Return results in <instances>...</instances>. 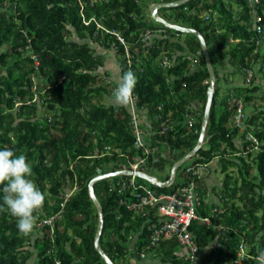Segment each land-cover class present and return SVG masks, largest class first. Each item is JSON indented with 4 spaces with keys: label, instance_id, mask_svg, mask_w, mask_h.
<instances>
[{
    "label": "trees",
    "instance_id": "16d2710c",
    "mask_svg": "<svg viewBox=\"0 0 264 264\" xmlns=\"http://www.w3.org/2000/svg\"><path fill=\"white\" fill-rule=\"evenodd\" d=\"M178 1L0 0V150L24 154L33 170L30 178L45 195L30 236H21L16 218L0 212V264H105L95 247L99 214L89 184L105 166L113 172L128 170L127 161L141 151L134 148L131 107L109 103L118 83L110 71H104L105 56L92 45L113 50L117 58L122 55V74L130 70L125 47L116 36L97 32L96 22L119 33L133 56L139 126L154 134L146 141L157 148L141 170L162 174L168 181L172 167L196 148L210 86L201 43L194 35L154 24L145 13L154 3ZM161 10L177 11L174 17H162L169 23L203 34L216 92L204 147L179 168L171 187L150 188L174 193L186 184L177 183L181 177L187 182L185 166L207 164V176L196 181L204 197L198 214L209 218L210 224L195 222L191 227L200 246V264H257L256 257L264 250V107L249 106L253 101L264 102L260 94L264 88V0L256 8L249 0H191ZM84 17L96 22L87 27ZM181 19L190 24H179ZM247 71L253 73L250 84ZM236 74H243L244 85L233 82ZM223 89L228 95L219 100ZM233 100L244 105L243 131L234 125L239 104L232 106ZM165 123L170 129L159 135ZM212 175L215 186L210 190ZM121 177L113 183L130 176ZM113 183L104 180L95 185L105 213L101 245L112 261L190 264L185 260L186 249L175 239L162 241L141 259L159 220L153 208L141 213L126 210L121 202L131 195L110 192ZM75 186L78 189L55 234L50 227L39 228V220L58 212L62 196ZM210 193L218 200L213 201ZM216 208L219 211L214 213ZM241 246L247 252L242 261Z\"/></svg>",
    "mask_w": 264,
    "mask_h": 264
},
{
    "label": "built area",
    "instance_id": "2783aa9c",
    "mask_svg": "<svg viewBox=\"0 0 264 264\" xmlns=\"http://www.w3.org/2000/svg\"><path fill=\"white\" fill-rule=\"evenodd\" d=\"M251 7L256 8L260 5L261 0H249ZM261 21L260 17H257V23ZM96 22L95 19L91 21H86L84 17V23L88 27L91 23ZM97 32L105 31L107 34H112L117 37L119 42L125 47L126 57L130 70L132 71L133 56L130 52L129 44L126 40L116 31H107L101 24L96 22ZM257 31L261 32L262 27L257 26ZM149 34V33H148ZM167 59V58H166ZM166 65H169V60H166ZM133 72V71H132ZM249 78L247 79L250 82L253 73L248 71ZM135 104L131 106V111L133 115V120L135 123L134 126V135L136 141L134 148L137 151H141V154L135 158L129 159L128 170L134 171L135 173L142 171L141 168L145 166L146 162L149 159V156L154 155L157 151V148L150 145L146 139H151L154 134L145 133V131L140 128V117L139 111L136 107L138 102V97L134 91ZM237 103L235 100L231 102L232 106ZM239 104L237 114L234 118L235 127L243 130V117H244V105L241 102ZM193 124V121L190 122ZM164 128L160 131L159 135H164L170 129L169 124H163ZM249 140L256 142V140L250 136ZM257 144V143H256ZM185 177L186 184L183 187H180L176 192L172 194L157 193V191L147 187L145 184L139 183L136 178V175H132L128 180L123 182L113 183L110 189V192L118 190L120 194L129 192L131 198L128 200H122L121 205L126 207V210L141 213L148 208H153L156 212L157 218L160 225H155L153 233L151 234V243L148 245L141 253L140 257L142 260L146 259L148 256V251L152 248L157 247L162 241H167L170 239L177 240L185 249V260L190 262V264H200V246L196 242V236L191 231V227L195 222L199 224H210L209 218H202L198 214V209L202 206L204 202V197L200 195L198 190L197 179L201 180L206 177V172H208L207 164H189L185 166ZM127 170V169H126ZM77 186L73 190L65 193L62 198L60 210L52 215L46 216L45 218L39 220L38 227H50L51 234H54L55 226L58 222L62 221L65 216V208L71 198L75 195L77 191ZM219 210L214 209V213ZM239 257L244 260L247 257L246 247L241 246L239 250ZM240 261V262H241ZM59 264V263H58Z\"/></svg>",
    "mask_w": 264,
    "mask_h": 264
},
{
    "label": "clouds",
    "instance_id": "9594fccd",
    "mask_svg": "<svg viewBox=\"0 0 264 264\" xmlns=\"http://www.w3.org/2000/svg\"><path fill=\"white\" fill-rule=\"evenodd\" d=\"M246 83L250 84L248 80ZM136 84V75L131 70L124 72L111 94L109 103L120 107L133 106ZM32 175V167L24 154H17L8 148L0 150V212H7L16 218V227L20 235L25 237L34 232L36 214L43 209L45 202L44 193L30 178ZM256 260L257 264H264V250Z\"/></svg>",
    "mask_w": 264,
    "mask_h": 264
},
{
    "label": "water",
    "instance_id": "95a60500",
    "mask_svg": "<svg viewBox=\"0 0 264 264\" xmlns=\"http://www.w3.org/2000/svg\"><path fill=\"white\" fill-rule=\"evenodd\" d=\"M190 1L191 0H180L174 3H154L150 6L149 11H150L152 18L155 21L162 23L167 28L178 31L180 33L194 35L198 38V40L201 43L202 50H203V53H204V56L207 62L209 74H210V86L208 89V101H207V105L205 109V115H204V121H203L202 130L200 134V139H199V142L196 148L192 152H190L188 155H186L183 159L178 161L172 167L170 178L166 182H163L159 180L158 177L146 174L144 172L135 173L134 171H131V170H123V171L105 173L103 169H100L98 171V175L89 184V195H90L91 200L95 204L98 210V214H99V222H98V230H97L96 239H95V247H96L97 252L100 254L101 258L105 262V264H115V263L106 254V252L103 250L102 245H101V239H102L104 228H105V213H104V209L98 197L96 196L95 185L101 181L108 180L110 178L136 175L138 178H141L147 181L148 183L154 186H157L159 188H169L174 184L179 168L183 167L184 164L191 161V159L197 155V153L204 147V144H205V138L207 134L212 105H213L215 92H216V75H215V71H214L211 57L209 54V47L207 45L206 39L204 38L203 34L200 31L192 29V28L176 25V24H171L168 21H166L164 18H162L159 14L161 9L178 8V7H181L187 4Z\"/></svg>",
    "mask_w": 264,
    "mask_h": 264
},
{
    "label": "rangeland",
    "instance_id": "374dc122",
    "mask_svg": "<svg viewBox=\"0 0 264 264\" xmlns=\"http://www.w3.org/2000/svg\"><path fill=\"white\" fill-rule=\"evenodd\" d=\"M155 1V0H154ZM96 2V0H93V3H95ZM145 13H146V15H147V17L152 21L153 20V22H154V24H158L153 18H152V16L149 14L150 12H149V9H147V8H145ZM159 14H160V16L161 17H174L176 14H177V11H174V10H169V11H160L159 12ZM174 21V20H173ZM177 21V20H176ZM179 24H182V25H189L190 23L188 22V21H185L184 19H181V20H179ZM159 25V24H158ZM185 37H186V35H185ZM92 47H95V48H97V50L102 54V55H104L105 56V65L106 66H110L111 64H116L117 63V65H119V67H121L120 66V62L123 60V56L122 55H118V58H117V56L115 55V52L113 51V50H105V49H103L102 47H100L99 45H97V44H93L92 45ZM132 55V54H131ZM198 59V58H197ZM117 60V61H116ZM166 60H168V59H166ZM194 62H199L198 60H194ZM164 65H166V62L164 63ZM228 66L226 67V71H225V80L226 79H228ZM103 72V71H102ZM243 74H236L235 75V79L233 80V82H235V84H240L241 83V80H240V78H241V76H242ZM243 77V76H242ZM261 77V76H260ZM262 78V77H261ZM105 79V78H104ZM229 81H230V83H233L232 82V79H229ZM262 83H264V81H263V79H262ZM42 85V87H43V84H41ZM229 85V84H228ZM226 87V85H224V88ZM35 89H36V87H35ZM43 90V89H42ZM262 91H260V94H264V88L263 89H261ZM228 95V91L226 90V89H223V90H221L220 91V93H219V100H223V99H225V97ZM262 106V107H264V102H259V101H253V103L249 106V109H251L253 106ZM200 108H201V106H200ZM199 108V109H200ZM237 144H238V146L240 147V142L239 141H237ZM163 150H166V146H164V148H163ZM111 169H110V166H108V167H104V171L105 172H109ZM150 170H148V172H149ZM151 173L155 176V177H158L160 180H162L163 182H166V179L164 178L165 176H163L162 174H158L157 172H154V171H151ZM207 173L208 172H206V175H207ZM217 177H218V179L219 180H222L223 179V175L221 174V173H219L218 175H217ZM117 180V178H110V179H108V181H110V183L112 182H115ZM119 180H123V177H120L119 178ZM178 184H182V186L186 183V181H185V178H180V180L177 182ZM147 187H149L150 188V186L151 187H153V185L152 184H150V183H148V182H146L145 181V183H144ZM179 185V186H180ZM173 189H169V191H168V193H165V194H172L173 192ZM46 195L48 196V197H50V194L48 193V191L46 192ZM50 203V205H54V203L53 202H49ZM94 219H96L97 220V218L96 217H94ZM54 234H55V231H54ZM148 252H151V250L150 251H148ZM157 260H159L158 258H157ZM118 263H120L119 261H118Z\"/></svg>",
    "mask_w": 264,
    "mask_h": 264
},
{
    "label": "crops",
    "instance_id": "0c3cea01",
    "mask_svg": "<svg viewBox=\"0 0 264 264\" xmlns=\"http://www.w3.org/2000/svg\"><path fill=\"white\" fill-rule=\"evenodd\" d=\"M98 54H101L99 51H98ZM117 61V60H116ZM104 71H110L111 72V76H112V78L114 79V81H116V83H118V80H119V78H120V76H122V71H121V67H119V65H117V63L116 64H111L110 66H106L105 65V69H104ZM238 75V74H237ZM243 76V75H242ZM241 76V78H240V80H241V83L240 84H238V85H244V83H245V80L246 79H244L243 77ZM237 85V84H236ZM240 145H241V143H240ZM172 170V169H171ZM164 176V175H163ZM216 176V175H215ZM214 177V175H212L211 176V180L210 181H208V183H210L211 185L209 186V188H210V190H211V188L213 187V186H215V183H213L212 181H213V178ZM216 180V179H215ZM210 196H211V198H212V200L213 201H217L218 200V197L216 196V195H214V194H212V193H210L209 194ZM208 195V197H210ZM157 260V259H156ZM155 263H158V262H155ZM148 264H153V263H151V261H149L148 260Z\"/></svg>",
    "mask_w": 264,
    "mask_h": 264
}]
</instances>
